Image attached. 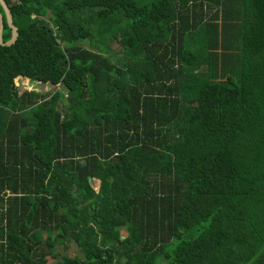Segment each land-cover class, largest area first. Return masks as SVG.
Masks as SVG:
<instances>
[{
  "label": "trees",
  "instance_id": "16d2710c",
  "mask_svg": "<svg viewBox=\"0 0 264 264\" xmlns=\"http://www.w3.org/2000/svg\"><path fill=\"white\" fill-rule=\"evenodd\" d=\"M5 2L0 264H264V0Z\"/></svg>",
  "mask_w": 264,
  "mask_h": 264
},
{
  "label": "rangeland",
  "instance_id": "374dc122",
  "mask_svg": "<svg viewBox=\"0 0 264 264\" xmlns=\"http://www.w3.org/2000/svg\"><path fill=\"white\" fill-rule=\"evenodd\" d=\"M121 49H122L121 45L117 41H113L111 42V48L107 51V54L109 55L111 59L115 60L121 56ZM14 84L17 87V89L35 90L39 93H45L47 95L49 93L54 92L55 90L63 91V88L61 87L53 88L50 84H44L40 82L35 83L31 81L26 84V80L24 83H21V80L18 79L17 81L16 79H14ZM92 182H93L94 189H97V183L95 181H92ZM67 244H68V248L66 252L75 253L78 250L76 244L73 241H69ZM58 249H61V248L58 247Z\"/></svg>",
  "mask_w": 264,
  "mask_h": 264
},
{
  "label": "water",
  "instance_id": "95a60500",
  "mask_svg": "<svg viewBox=\"0 0 264 264\" xmlns=\"http://www.w3.org/2000/svg\"><path fill=\"white\" fill-rule=\"evenodd\" d=\"M0 5L3 9L7 25L11 29V38L8 41L3 42V40H2L3 16L0 13V45H10L11 43H13L15 41V39L17 37V28L15 27V25L12 22V15L10 13V10H9L8 5L6 4L5 0H0Z\"/></svg>",
  "mask_w": 264,
  "mask_h": 264
},
{
  "label": "crops",
  "instance_id": "0c3cea01",
  "mask_svg": "<svg viewBox=\"0 0 264 264\" xmlns=\"http://www.w3.org/2000/svg\"><path fill=\"white\" fill-rule=\"evenodd\" d=\"M18 77V79L19 80H21V83H24L25 82V80L27 79L26 77H23V76H17ZM31 81H33V82H38V81H35V80H30V82ZM47 84V83H46ZM23 85V84H22ZM29 90V89H28ZM97 183V182H96ZM58 247H60L61 249H58ZM67 248H68V244H67V247L66 248H64L62 245H59V246H57L56 247V251H57V253H58V256H55V258L56 257H61V255H63V254H67V255H72V254H76L77 252H78V250L75 252V253H71V252H66L67 251ZM59 250H61V251H59ZM55 258L53 259H49V261H48V263H50V262H55L54 260H55Z\"/></svg>",
  "mask_w": 264,
  "mask_h": 264
},
{
  "label": "built area",
  "instance_id": "2783aa9c",
  "mask_svg": "<svg viewBox=\"0 0 264 264\" xmlns=\"http://www.w3.org/2000/svg\"><path fill=\"white\" fill-rule=\"evenodd\" d=\"M57 87H59V86H56V88H57ZM65 96H66V94H65Z\"/></svg>",
  "mask_w": 264,
  "mask_h": 264
},
{
  "label": "clouds",
  "instance_id": "9594fccd",
  "mask_svg": "<svg viewBox=\"0 0 264 264\" xmlns=\"http://www.w3.org/2000/svg\"><path fill=\"white\" fill-rule=\"evenodd\" d=\"M39 82V81H38Z\"/></svg>",
  "mask_w": 264,
  "mask_h": 264
}]
</instances>
